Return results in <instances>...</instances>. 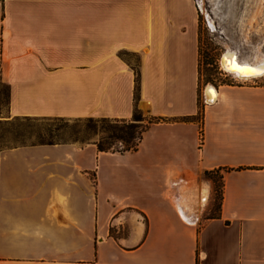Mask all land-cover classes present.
I'll return each mask as SVG.
<instances>
[{"label": "crops", "instance_id": "crops-1", "mask_svg": "<svg viewBox=\"0 0 264 264\" xmlns=\"http://www.w3.org/2000/svg\"><path fill=\"white\" fill-rule=\"evenodd\" d=\"M198 28L197 0H0V124L130 118L135 69L166 118L123 151L0 143V264H264V85L200 103Z\"/></svg>", "mask_w": 264, "mask_h": 264}, {"label": "rangeland", "instance_id": "rangeland-1", "mask_svg": "<svg viewBox=\"0 0 264 264\" xmlns=\"http://www.w3.org/2000/svg\"><path fill=\"white\" fill-rule=\"evenodd\" d=\"M199 13V57L198 72L199 102L202 103V90L206 85L219 83H247L264 85V73L250 79H240L226 71L221 65V56L226 50L236 53L242 60L264 58V0H197ZM134 63L137 56L126 54ZM139 122L145 124L148 114ZM201 109L198 112V119ZM131 118V117H130ZM129 119V118H127ZM85 119L77 118H15L0 124V143H15L39 140H70L85 135ZM97 134L92 135V139ZM115 145L121 146L120 141ZM220 180L215 175L212 180V207L209 214H215L219 198L214 189Z\"/></svg>", "mask_w": 264, "mask_h": 264}, {"label": "trees", "instance_id": "trees-1", "mask_svg": "<svg viewBox=\"0 0 264 264\" xmlns=\"http://www.w3.org/2000/svg\"><path fill=\"white\" fill-rule=\"evenodd\" d=\"M135 87H134V108L132 112L131 118H116V117H78L77 120H81L84 118L86 123L84 127V134L81 137H73L70 140H81L86 141L92 139V135L97 134V137L94 138L97 149L98 150H118L123 151L127 149H135L138 145V142L142 138L144 131L148 128L151 122L158 120L159 118L166 119L164 117H155L148 116L147 122L145 124H141L139 120L145 118L142 115L141 110L137 107L136 103L139 97V79L138 72L135 69ZM1 100L2 104H4L7 100V87L5 85L2 86L1 89ZM201 109L199 106L198 112ZM60 118V117H58ZM186 117H181V119H185ZM199 120V119H198ZM58 140V139H55ZM53 139L46 140L48 142L55 141ZM58 141H66V140H58ZM115 141H120L121 146L115 145ZM205 175L215 181V175L218 176L220 183L219 185H215L214 189L220 199L222 195V173L219 170H205Z\"/></svg>", "mask_w": 264, "mask_h": 264}, {"label": "bare ground", "instance_id": "bare-ground-1", "mask_svg": "<svg viewBox=\"0 0 264 264\" xmlns=\"http://www.w3.org/2000/svg\"><path fill=\"white\" fill-rule=\"evenodd\" d=\"M220 61L226 71L243 80L260 76L264 71V58L253 61L242 60L231 50H226L222 54ZM239 69H247L248 71ZM205 97L207 101L214 97V89L210 84L206 85Z\"/></svg>", "mask_w": 264, "mask_h": 264}, {"label": "snow or ice", "instance_id": "snow-or-ice-1", "mask_svg": "<svg viewBox=\"0 0 264 264\" xmlns=\"http://www.w3.org/2000/svg\"><path fill=\"white\" fill-rule=\"evenodd\" d=\"M239 70H241V71H248L247 69H239Z\"/></svg>", "mask_w": 264, "mask_h": 264}, {"label": "water", "instance_id": "water-1", "mask_svg": "<svg viewBox=\"0 0 264 264\" xmlns=\"http://www.w3.org/2000/svg\"><path fill=\"white\" fill-rule=\"evenodd\" d=\"M263 73H264V71H263Z\"/></svg>", "mask_w": 264, "mask_h": 264}]
</instances>
